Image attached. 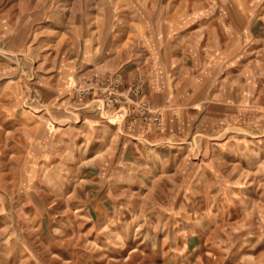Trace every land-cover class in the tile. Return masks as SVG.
Wrapping results in <instances>:
<instances>
[{
    "label": "rangeland",
    "instance_id": "1",
    "mask_svg": "<svg viewBox=\"0 0 264 264\" xmlns=\"http://www.w3.org/2000/svg\"><path fill=\"white\" fill-rule=\"evenodd\" d=\"M0 264H264V0H0Z\"/></svg>",
    "mask_w": 264,
    "mask_h": 264
},
{
    "label": "built area",
    "instance_id": "2",
    "mask_svg": "<svg viewBox=\"0 0 264 264\" xmlns=\"http://www.w3.org/2000/svg\"><path fill=\"white\" fill-rule=\"evenodd\" d=\"M88 80L94 81V87L80 88L78 89V94H92L98 92L99 90L103 101L109 108H117L121 103V91L120 84H122V74L116 72L114 74L100 75L97 72L93 74L92 77H89ZM96 85H106L105 87H97ZM139 90V89H138ZM146 105V104H145ZM154 119L160 123V115L155 114Z\"/></svg>",
    "mask_w": 264,
    "mask_h": 264
}]
</instances>
